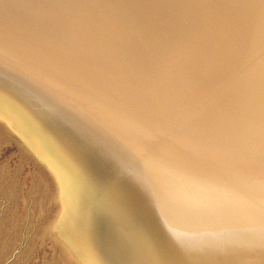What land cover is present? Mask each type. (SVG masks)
I'll list each match as a JSON object with an SVG mask.
<instances>
[{
    "label": "rangeland",
    "instance_id": "rangeland-1",
    "mask_svg": "<svg viewBox=\"0 0 264 264\" xmlns=\"http://www.w3.org/2000/svg\"><path fill=\"white\" fill-rule=\"evenodd\" d=\"M107 1L108 0H105V1L104 0H91V1L90 0H78V2H77V0H46V1L45 0H0V30H1V28H3V25H5V23H7V21H9L14 26L16 25V27L19 26V29L21 28L20 30L23 32V34H26L24 39L21 40L22 43L27 44V45L29 44L28 47H30V48H34V49L38 48L39 50H41V52L45 51L46 53H48V55H50V56L52 55L51 57L54 56L60 62L64 61L68 64L72 63V66H74V68H76V67H77V69H80V68L83 69L84 68V70L90 71L87 73H84V71H82V74H85L86 76L90 77L89 79H95L96 77H99L98 74H100L103 77L106 76L105 77L106 79L116 82L117 78L115 77V74H112L110 72L111 70L108 71L109 70L108 65H110V63H113V61H116L115 59H118L117 61L121 60L119 62L123 61L122 65H121V73L123 75L122 76H121V74L118 76L116 75L118 78H120V79H118V82H120L123 79L122 81H124L125 84L130 86L131 85L130 79L134 80L137 78V77H135V78L133 77V76H135V74H136L135 72L137 70V69H135L134 65H135V63L138 62L137 58L140 57V54L144 55L143 53L148 49L147 45H148V47H150L154 41H155L154 44L158 43V45H159V46L153 45L152 48L148 49L149 51H150V49H152V51H154L156 48L158 50L160 48V50L164 51V49L166 48L165 51L166 52L168 51L167 56H171L167 59H169V61L172 60V62L174 60L175 61L177 60V65H176V62L172 63V65H174V67L172 69H176V70H173V73L178 74L180 72V74H181L182 73L181 71L185 70L183 68L187 69V67H185V66L188 65V64H186L185 66H182L181 60L183 58H185L186 61L190 60V57H193L195 55V54L193 55L194 51H195L194 53H198L196 50L198 48V46L200 49L204 48V46L207 44V41L209 42L214 37V34H216V33L219 34V33H221V31H224L225 28H228V26L230 25V22H231L230 21L229 25H228L227 23H225L223 21L225 23V25H223V27L224 26L225 27L223 29L221 28L222 30L220 28H216V27H219L221 24H223L222 21H221V24H220V21L218 23H215V24L213 23L215 27H213V26L212 27L214 29L210 28L211 25H213V24H211L210 23L211 21H209V19H208L209 16H207V14L209 15V13L204 14L203 12H201L204 9V7H202V4L200 5V3H199V5L201 7L200 6H199L200 8L197 7L198 5H195L196 3L198 4L197 0L188 1L189 3L186 2L187 0H185V1L183 0L182 3H181L182 0L181 1L176 0V3L173 0H170V1L169 0L168 1L162 0V2H161V0H159L160 2H158V0H155L156 2H158V5H156L157 3L154 0H151V1L144 0L143 4L145 6L142 4L143 0H141V1L135 0L134 4H133L134 0H128V2L130 3V7L128 5V2H126L127 0H125V1L123 0L124 3H126L125 5L128 6L127 7L128 11L126 9L121 11V8L122 9L126 8V6H124V4H122L123 1H122V3H119V2H121L119 0H117V2H116V0H109L108 3H107ZM113 1H115L116 3ZM177 1H178V3H177ZM195 1H197V2H195ZM228 1L230 2V0H227V2ZM233 1L234 0H231L230 4H229V2L227 4L225 3L226 5L223 4L224 6L222 9H224V8L226 9L228 7L226 9V11H227ZM72 2H73V4H72ZM86 2H88V4ZM169 2H171V3L174 2V3L170 4ZM191 2H192V4H191ZM249 2H250L249 3V6H250L249 7V18H248V22L246 25V29L244 30L243 43H242L243 60H242L241 64L243 66V73L239 77V81H238L237 85L231 91H230V81L228 82V80L222 82L223 86L227 85L225 87H223L221 82H219V84L215 85V86H206V87L198 86V88H197V86L195 85V82H186L185 81L186 82L185 83L182 80H181L182 82L177 81V78L173 80L174 82L171 81L172 83L171 82H170V84L168 83V85L166 83H164L163 84L164 86H162L161 83H160V85H157L155 87L153 85H150V86L148 85V87L145 85L147 87V89L151 87L152 89L150 88V91L154 90V94H155V91H157L158 89L161 90V88H159V87H163V88L167 87L166 89L162 88V90H161V91L167 92V99L169 100L168 103H165L163 105L169 111L168 112L169 114L172 113V114H175L176 116H187L185 114L191 113V110H193L195 108V105H196L195 103L198 102L197 93H200L201 91L208 89V87H209L208 90H210V87L216 88L217 86H218L217 88H222L221 91H223L225 89L222 92L224 95L219 96V97H215V99L211 100V102H208L207 105L200 106L199 108H196L194 110V111H196L195 113L189 114L190 115L189 121H191L192 124L199 125L202 128L208 129V130H210V129L213 130L215 128L214 131L217 130V133L223 134V136L225 138L222 137L223 139L221 138V140L225 143L227 142L225 144V147L227 146L228 149L230 148L229 151L228 150H226L224 152L221 151L222 153L217 152V154L220 157L222 156V158H221L222 160H220V158L216 154V152L215 153H211V152L202 153V152H200L201 153L200 155L206 156V154H207L206 157H208V161H213L215 159H217V161L218 160L225 161L226 158L224 159V157H226V155H223V153L225 154V152H230L232 155L235 154V156L238 158L239 156L245 155L244 153L242 154L239 152H247V151L249 152V150L251 149L250 150L251 152L254 150V152L257 151V153H260V152H258V150H261L262 148L264 149L263 146L260 147V145L262 143H264V142H262V141H264V139L262 140L263 135H261L262 133L259 130V128H261L260 124L264 125L263 124L264 114L262 115L261 120L258 122H256L255 120H253V122L251 121L250 116H252L253 111L251 114H249L247 112L249 114V117L244 119V116H246V114H247L246 113L247 110L257 109L258 108L257 104H259V106L261 108L264 106V17H263L264 15L262 16V11H260L258 9V6L261 9L260 0H249ZM136 3L140 6L143 5L142 8L144 9V11ZM148 3H150V5L152 7ZM153 3H155L154 4L155 6L153 5ZM159 3H161V5L163 6V7L161 6L163 11H165L164 7L168 4L167 6L169 9L166 6V9H168V10H166L167 15L169 16L171 14L170 15L171 17H173L172 15H174L175 18L177 16H179L177 18H179L180 20L177 18L175 19L174 17L169 18L170 16L167 17L164 14L165 12L160 11L161 7H160ZM119 4H120V6H119ZM135 4L137 6H135ZM190 4H191V6H193V5L194 6L190 7L189 6ZM234 4H235L234 10L233 9H230L231 11L228 10L229 11L228 14H227V12H224L225 9L224 10L218 9L217 11H223L224 13H226L225 16L227 15L229 17L228 20H230L232 17L238 16L237 15L238 10H239V9H237V8H239V7H237L238 0H235ZM72 5L75 7H73ZM133 5L135 8H133ZM146 5H148V6L146 7ZM90 6H91V8H90ZM177 6H178V9H177ZM183 6H184V8H183ZM100 7H103V8H100ZM148 7L149 8L151 7L150 10L153 8L152 9L153 11L151 10V13L149 12ZM154 7H155V9H154ZM86 8H88V9H86ZM89 8L92 9V10H90L92 13L89 11ZM130 8H131V10H130ZM157 8H158V10L156 11ZM172 8H176V9H174V11H173V10H171ZM195 8H196L197 12L196 11L194 12ZM201 8H202V10H201ZM111 9H113V10H111ZM132 9H133V11H132ZM181 9H182V11H180ZM183 9H185V11H183ZM186 9H187V11H186ZM236 9H237V11H236ZM242 9H244V8H242ZM98 10H100V11H98ZM134 10H138V11H135L136 13H134ZM169 10H171V12ZM58 11H60V12H58ZM131 11L133 13L130 15ZM159 11L161 13H159ZM177 11L180 12L179 14L184 15V16L179 15ZM190 11H191V13L193 12L192 15L189 13ZM198 11H200V13L203 14V15H200L202 17L197 16L199 19L201 18V20H202L201 22L197 17H195L197 14L199 15ZM203 11L208 12V11H206V9ZM243 11H246V10H243ZM27 12H28V15H27ZM137 12L139 14L138 16L136 15ZM146 12L148 14V17L144 16V15H147ZM154 12H156V13L158 12L159 15L156 14L158 19L156 18ZM223 12H221V15L224 16ZM63 13H64V15H63ZM187 13H189L193 17H191ZM217 13H219V12H217ZM231 13H233V15ZM30 14H32V15L30 16V19H29L28 17ZM161 14H162V17H163V14L165 15L164 16L165 20H163L164 17L161 18ZM185 14H186V16L189 15L188 16V18L190 17L189 20L186 19L187 17L185 16ZM194 14H196V15H194ZM150 15H152L153 17ZM218 15H220V14H218ZM130 16H132V19H134L135 21L130 20L131 19ZM133 16H134V18H133ZM154 16H155L156 20H155ZM159 16H160L161 20H160ZM204 16H207V18H204ZM77 17H78V19H77ZM135 17H136V19H135ZM141 17H143L142 18L143 20L145 18V21L147 23L149 21L153 20V23L155 22V24H152L151 22L147 24L145 21H143L141 19ZM150 17L152 20L150 19ZM183 17H185V18H183ZM235 17L231 19V20L234 19L232 21V24L230 25L231 28L234 26V22L236 24ZM4 18H6V19H4ZM27 18L29 21L27 20ZM81 18H83V19H81ZM193 18L195 20H193ZM202 18H204V19H202ZM64 19H66L67 21ZM101 19H102V21H101ZM127 19L130 20L131 22H129ZM170 19H171V21H169ZM190 19L193 20L192 21L193 25H194V21L196 22L197 20H199L198 22H196L197 24L199 23V25L196 27L197 24L195 23L196 25L193 26V28H192V26H190L191 25ZM125 20L127 21V23ZM137 20H138V22H140V21L143 22V23L142 22L139 23L140 25L141 24L144 25V23H146L145 26L148 27L147 28L148 30H145L143 28L145 26H141L143 28L142 29L139 26ZM162 20H163V23H162ZM174 20L175 21L179 20V21L177 23ZM207 20L209 21L208 24H207ZM180 21H182V22H180ZM184 21H186V23H184ZM203 21L206 22L205 23L206 26H204ZM156 22L157 23L159 22L158 25L161 23L160 25L162 27L160 25L158 26L156 24ZM167 22H171V23L168 24ZM31 23H32V25H31ZM183 23H184V26H183ZM35 24H37V25H35ZM72 24H74V25H72ZM167 24L169 26H167ZM185 24L186 25L189 24L187 26H189L190 28L185 27L186 26ZM226 24L228 25L227 27H226ZM63 25H64V27H62ZM66 25H67V27H66ZM130 25H131V27H130ZM154 25H156V26H154ZM165 25L167 27H170V28H172L174 25H176V28L174 26L172 29H170V28L166 29L167 27ZM71 26L73 28H71ZM75 26H76V28H75ZM132 26L134 27V30H132L133 29ZM152 26H154V28L156 27V29H154ZM163 26H164V32L163 33H165V36L167 38H170V39H167L166 37H163L164 40L162 39V36H164V34L161 35L160 30L163 31L162 30ZM181 26H182V28H181ZM201 26L205 28V31L208 30L209 32L207 31V34H209L211 36L207 35L206 32L204 33V31L202 32V29H204V28H202ZM29 27H31V28H29ZM135 27L138 30L137 29L135 30ZM183 27H185V28H183ZM195 27L198 29V32L195 31L196 33L194 32V34H193L192 29L195 30ZM220 27H222V26H220ZM23 28H24V30H23ZM149 28H151L153 30H150ZM157 28L158 29L160 28V30L158 31ZM178 28H179V30H178ZM82 29H84V30H82ZM173 29L175 30L176 34L178 32L180 34L181 30H182V32L180 35L179 34L176 35L174 33ZM185 29H188V30H185ZM190 29L192 31V33H191L192 35L190 34V32H191ZM199 29H201V30H199ZM219 29L221 30L220 32H218ZM167 30H169V31L173 30V32L171 31L173 34H171V32H168ZM176 30H178V31L176 32ZM183 30L185 31L186 34L184 33ZM213 30H215V31H213ZM138 31H141L140 36H139ZM150 31H151V33H150ZM165 31H167V32H165ZM199 31H201V33H204L205 35H207L208 39L209 38H211V39L208 40L204 34H203V36H205L204 37V38H206L205 40L202 37V34H201V36L196 35V34L200 33ZM26 32H28V33H26ZM57 32H59V33L57 34ZM86 32H87V34H86ZM131 32H133V33H131ZM0 33L2 34L3 32L0 31ZM146 33H147V35L149 34V36L151 38L149 36H147ZM158 33H159V35H158ZM4 34H6V33H4ZM7 35H9V34H7ZM12 35L10 34L9 36H6V37L11 36L15 39H18L17 36L14 37V35L13 36ZM152 35H157L158 36L157 40H156V37L152 36ZM160 35H161V37H160ZM174 35H175V39H176V36L182 35L181 36L182 40H179V39H181V37H179V38L177 37L178 38V39H176L177 42L176 41L173 42V38H171V36L174 37ZM220 35H222V33ZM86 36H89V37L91 36V37L89 38ZM133 36H135L136 38H134ZM145 36H146V38H145ZM195 36H196V38H195ZM99 37H101V38H99ZM153 37H155L154 40H153ZM183 37H185V38H183ZM200 37L203 38V42H205V44L202 42V39ZM165 38L167 39V41ZM186 38H187V40L183 41V39H186ZM190 38L192 39V41ZM120 39H122V41ZM149 39H151V41ZM198 39L199 40L201 39L200 41L203 44H200L201 42L198 41ZM29 40H30V42H29ZM136 40H139V42H135ZM140 40L141 41L143 40L145 44L143 43V41L141 42ZM193 40H194V43H193ZM126 41H128V42H126ZM148 41H149V43H148ZM178 41H181V42H178ZM195 41L196 42L198 41L197 44ZM34 42L36 45L34 44ZM91 42H93V43H91ZM169 42L171 45H173L175 47L171 46L169 44ZM175 42L177 45H179L181 43L182 45H179V46H181V48H184L185 51L186 50L187 51L185 52L183 49V52H181V53L177 52L178 50L179 51H182V50H181V48H179V46L177 47L175 44H173ZM190 42H192L193 46ZM66 43H68V44H66ZM137 43H138V45H137ZM167 43L169 45H167ZM123 44H124V46H123ZM142 44L145 46H143ZM184 44H186V45H184ZM72 45H73V47H72ZM96 45H97V47H96ZM104 45H105V47H104ZM141 45L143 47V50H144V48L145 49L147 48V49L143 51L142 48H139V47H141ZM195 45H197V46L195 47ZM118 46H120V47H118ZM130 46H132V47H130ZM185 46L187 48H185ZM154 47H155V49H154ZM189 47H191V49H189ZM6 48L7 47H5L3 45L0 46V59H2V61H0V64H3V60L12 61L14 59H18V61L21 63V65H19L21 67H18L21 70L20 72H23V74H25L24 76L26 78H28L29 80L32 79L28 75L29 74L31 75V73H33L32 70H34V66L32 65V62H34V61L29 60V58H27V57L24 58V54L20 50H17V49L10 47V49L9 48H7V49L9 51L10 50L11 51L6 52L7 51ZM64 48H66V49H64ZM75 48H76V51H75ZM94 48H95V50H94ZM133 48H135V49H133ZM2 49H4V50H2ZM116 49H118V51ZM188 49H189V51H188ZM158 50L154 51V52L159 53L160 50L159 51ZM134 51H137L136 52L137 55L134 53ZM165 51H164V53H165ZM169 52H170V54H169ZM184 52H185V54H184ZM190 52H191L192 56L191 55L189 56ZM113 53L117 54L118 56H115V54H113ZM172 53L177 55V57L176 58H175V56L172 57V55H173ZM13 55H15V56H13ZM22 56H23V58H20ZM205 56H206V54L203 55L202 58H205ZM147 57L148 56L145 53L144 58H145L146 62L142 63L143 67L144 66L148 67L150 65L149 64L150 62H148L149 58H147ZM181 57H182V59H181ZM194 57L191 58L192 61L188 62L189 64H191L193 62ZM65 58H67V59H65ZM178 58H179V61H178ZM75 59H77V60H75ZM98 59H101V60H98ZM133 59L135 60V62ZM185 59H183L182 62H185ZM96 60H97L98 64H95ZM102 60H103V63L101 62ZM132 61L134 62V64H131V63H133ZM73 62H74V64H73ZM125 62H127V64L129 62L130 63L128 65H126ZM179 62H180V65L178 64ZM99 63H101L103 66H101V64L99 65ZM90 65L92 68H90ZM95 65L97 67H95ZM155 66L156 65L153 66L154 68L152 67L151 71H150L151 68L148 70L149 72H153V73H151L150 76H152V74L155 73L153 75V77L154 76L158 77L159 74H160L159 75V77H160L161 76V70L160 69L162 67L160 66L159 67L160 69H159V68H157L158 66H156V68L158 70H160L159 73L156 74V72H158V70L155 68ZM188 66H190V65H188ZM177 67H178V69H177ZM179 67L181 69H179ZM21 68H23V69H21ZM125 68L127 69V71H125L126 70ZM96 69L98 72L96 71ZM155 69H156V71H155ZM178 70H179V72H175ZM104 72L107 73V75ZM109 72H110V74H108ZM45 73H46V71H44L43 77H40V78L45 82V85H46V83H48V85H50V87L49 86L46 87L47 86L46 85L45 86L46 89H49L52 92L54 91L56 94L58 93V96L62 98V101L63 100L66 101L68 99L73 100L75 102L76 106L80 107L81 109L84 108L83 110L86 111V116H88L93 121L98 120L100 122V124H101L100 128H102L103 131L108 130L107 131V133H109L108 135H110V136L112 135V137L115 138L117 142H119L120 144H124L125 146H127V148L132 149V151H133V147L136 145H138V147H140V149L142 151L144 149H147L149 151L150 149H154V147L158 146V144L160 143L159 145H161V146L157 147L158 150L156 149L158 152H150L149 153L151 160L153 157L154 158L158 157V155H165L166 157L169 158V160L173 161L172 163H175L174 160H180V161L183 160L184 163L185 162L186 163H192L197 158V157H195V155L199 154V152L198 153L196 152L195 154H194V152L193 153L192 152H184L182 150V148H180L181 145H179V144L181 142L180 143H178V141L175 142L176 137L173 135L176 133V131H173L172 128L169 127V129H168V127L165 126L166 129L164 131L162 130L160 132V129H163L165 127H162L161 125L159 127L156 123L154 125L150 124L151 122H147L148 120L145 117H144L145 119L143 118L144 120H142L143 116L140 113L139 114L136 112L134 113V112H132L131 109H130L131 111L128 109L129 111H127V113H125L127 110L126 107H122V110H120L121 107H119V106L117 107L115 102L113 103V105L116 106L117 108L114 107L113 105H111L113 102L112 100L109 99V101H108V98L104 99L105 96L97 95L98 94L97 92H96L97 94L95 95V94H93L92 90L90 92V89H88L84 86L87 89V90H85V92H87V93H85L83 90V85H84L83 82H82V84H80V87H78L77 84H79V83H77V84L75 82H73L72 84H71V82L66 83V82H64L65 80H63V79L61 81V77H53L52 78L50 75H47ZM137 73H138V71H137ZM129 74L131 76H129ZM111 75H114L115 79H113V76L111 77ZM121 77H123V78L121 79ZM177 77H178V75H177ZM139 80L140 79H136V82H134V85L136 84L139 86V84H140V88L142 87L140 90H143L144 85H142V83L139 82ZM126 81H128V82L126 83ZM176 81H177V83H176ZM109 83H112V82H109ZM120 83H123V82H120ZM173 83L175 84V87L173 86L174 85ZM180 84L182 85V87ZM81 85H82V87H81ZM76 86H77V88H76ZM168 86L170 88L169 92H168ZM176 86H180L181 88L185 87V89L184 88L181 89L180 87H177L179 89V92H178V89L176 88ZM157 87H158V89H157ZM187 87H188V89L186 90ZM189 87H192V88H189ZM80 88L82 91L79 90ZM228 88H229V91L227 92ZM68 91H70V92H68ZM136 91H137V89L135 90V92ZM83 92H84V94H82ZM88 92H90V94ZM135 92H130V93L135 95ZM88 94L91 95V97L94 96L93 100ZM136 95H138V94L136 93ZM158 95H161V94H158ZM87 96H88V98H86ZM147 96H148L147 98H154L153 96H150V95H147ZM89 98L92 101L89 100ZM95 99H96V101H98V103L95 102ZM87 100H88V102H87ZM101 101H103V103ZM110 102H111V104H108ZM173 103H175V105H173ZM62 104L65 105L64 102H62ZM91 104H93V105H91ZM102 104L103 105L106 104V105L103 106ZM246 104H249V106ZM101 105H102V107H101ZM245 105H246V107H245ZM97 106L98 107L100 106L99 107L100 113H98V107ZM106 106H108V107L110 106L111 109L108 107L106 108ZM240 106H241V108H240ZM23 107H25L24 102L22 103V101L20 99L19 100H16V99L12 100L10 97L9 91H4V90L1 91L0 90V264H111L112 261L110 260V258L107 256H102V254L99 252L98 248L102 247V245L97 240V238L94 237V234H93L94 217H93V215L91 216V209L93 207L94 202L92 201L93 203H91V202L86 201L85 200L86 196H83V193L85 191H87L85 186L87 188H89V187H91L90 185L93 186V184H88L87 182H85L86 175L80 173L78 164L75 165V163H74L75 162L73 159L74 156H72L70 154L61 155L58 152L54 151L52 143H49V140H48L50 137V134L47 132V130L42 128L41 125L38 123L37 119L34 118L33 115H31L32 114L30 112L31 109L28 108V110H26ZM104 107H105V109H104ZM112 107L114 110H112ZM124 108H126L125 111L123 110ZM191 108H193V109H191ZM106 109H109V111L112 112V115H111V113L109 114V111ZM117 109H118V111L119 110L120 111L117 112ZM123 111L125 114L122 113ZM113 112L116 115L113 114ZM129 112H131V114H129ZM181 112L183 113V115L180 114ZM105 114L108 117L107 116L105 117L104 116ZM113 115H115V116H113ZM117 115L118 116L120 115V117L122 116V118L118 117ZM138 115L141 117H139ZM84 116H85V114H84ZM111 117H113V118H111ZM229 117L234 118V121L231 120ZM107 118H109V119H107ZM103 119H105V120H103ZM113 119H114V121H113ZM138 119H139V121H138ZM133 120L136 122H134ZM229 120H230V122L231 121L236 122V123L238 122V125L242 126V127H240L241 130H243L244 128H246L248 126L249 127L252 126L250 124H254L255 125L254 127H256V130H258V131H256L254 129V131H251V132H253L252 134H251V132L249 133L253 137V140L251 138V140H249V141L248 140H246V142L243 141V143H245V144L241 143L242 140L239 138L240 133L236 134V136H235L234 132H232L233 126L231 125V123H229ZM108 121H110V122H108ZM144 121H146V122H144ZM142 122L145 124V127H144V124ZM227 122H228V124H227ZM260 122H262V123H260ZM139 124H142V125H139ZM146 124H149L150 126L151 125L152 126L150 127V126H147ZM156 126L159 128H157ZM227 127H229V128H227ZM116 128H118V129H116ZM147 128H149V129H147ZM218 129H220V130H218ZM130 130H131V132H130ZM226 130H227L228 135L226 134ZM143 131H145V132H143ZM169 131L171 133L173 131V134H171ZM137 132H139L140 134H138ZM151 132H153V134H150ZM133 133H134V135H133ZM142 133H144V134H142ZM146 133H147V135H146ZM162 133H164V134H162ZM208 133L209 132L207 131V135H208ZM165 134L166 135L170 134V135L165 136ZM232 134H233V136H231ZM205 135H206V131H205ZM215 136H217V135H215ZM148 137H150V139ZM259 137L261 138L262 141L258 140ZM147 138H148L149 142H148ZM171 138H172V141H170ZM99 139H101V137H99ZM168 139H170L169 141L171 143L172 142L173 143L171 144L169 142L167 145L162 144V143L168 141ZM141 140H144V142H142ZM218 140H220V137ZM232 141H233V143H232ZM258 141L261 144H259ZM236 142H237V144L238 143L239 144L241 143V144L237 145ZM251 142L252 143L254 142V145ZM256 142L258 143V145ZM170 145H171V147H170ZM242 145H243L242 150L243 149L244 150L240 151L241 149H239V148H241ZM246 145H248V146H246ZM174 146H176V147H174ZM234 146L236 147L235 149H234ZM250 147H252V148H250ZM103 149H104V151H103L104 155L106 154L107 157H109V155H110V157L113 158V153L110 150L107 152L108 149L105 146ZM255 149H256V151H255ZM232 150L234 151V153L232 152ZM235 150L237 151V153ZM210 153H211V155H210ZM213 154H215V155H213ZM226 154H227V156L231 155L229 153H226ZM251 154H253V152ZM229 156L227 157V159H229V158H230V160L233 159V156L232 157L231 156L229 157ZM209 157H211V158H209ZM244 157H246V156H244ZM252 157L255 158V155L253 154ZM237 158H235L236 161H237ZM241 158H243V157H241ZM124 159H122L124 167L128 168V170L131 171V172H127L128 170L127 171L125 170L124 173H126V174L128 173V175H130L129 173H132V171L137 170L140 173H144L147 177L146 179H143L140 181L136 179V182L138 184V190L136 188L135 191L138 194V199H137V202H135L134 200H132V201H133V204L136 207V209L140 213H142L143 216H144V214H145V216H147L146 219L148 220V222H147L148 226L150 223L153 227V225H155L154 222H156V221H157V224L159 225L158 230L161 231V234H159L158 232H157V234L155 233V235H156L155 237H156V239H158L159 247H156V245L153 243V240H155V238H153V235H152L153 232L149 231V234L151 235L150 236L151 237V242H150L151 248H154V250H155V248L158 249V250H156V252L154 251L150 255V258L153 259V257H156L157 258L156 262L159 261V259H163V257H165V256L168 259L169 256L167 257V253L169 252V255L171 254L170 255L171 256V263L170 264H173L174 261H179V264H180L181 263V255L180 254H182L183 252H178L176 250H173L172 247L173 246L175 247L176 244H179L180 241H184L187 243L188 240H184L183 235L188 234L190 232H195L196 235H198L201 232H203L202 230L204 228L214 226L215 218H212V220L205 222V223H210L211 225L204 227L203 223L201 222V223H197L196 226L194 227L193 225H190V224L180 223L179 229L181 231H173V227H170L167 224V220L171 219L170 216L174 215V213L171 214V210H172L171 205L173 202L174 203L177 202L185 194L192 196L190 198L194 200L195 206L197 207V210H199V211L201 210L203 215L207 219H211V217L208 215V213L212 214L213 211L218 213L219 216L222 213H231L232 212L235 215V218L239 219L238 222L240 221V223H241L240 225H243V227H250L246 224L247 221H245L244 218L249 217L251 213H252V215L256 214L255 211H256V208L258 206H256V205L250 206L249 203H247V200H245L243 198L244 196L240 197V196H237V194H235L233 196V199H231L230 201H226L225 199L224 200L222 199V202H220V200L219 201L216 200V197L209 195V194H205V193L195 194L193 192L190 193L189 189L190 188L194 189L193 185L189 189L185 190V188L173 186V184L171 182L172 174H174V175L175 174H181L182 171L180 169H173L170 167L171 165L164 166L165 165L164 162H161V163L155 162L154 163L153 160L148 161L147 157H144L143 159H141L142 163L139 162L138 158H134L131 155H128ZM197 159L202 160L199 158H197ZM244 160H248V158L246 157ZM236 161H235V163L238 164V161L237 162ZM144 162H147V163L144 164ZM259 162H260V159H259ZM261 162H262V158H261ZM243 167H245V165ZM242 168L241 167L239 168V166H238L239 170H241ZM260 172L261 171H259L257 174H254L251 177V180L253 181V183H256V181L258 182L260 180H261V182H263L262 179H264V176H263L264 172H261V173ZM182 173L185 174L184 172H182ZM147 174L150 175V178L147 176ZM122 175H124V174L117 173V172L113 171V173H110V176H111L110 179L113 183H117V184H119V182L122 181L123 187H121V188L117 187L116 190L118 193L120 192L119 194H121L123 197L130 199L131 197H130V193L128 190L127 191H124V190L121 191V189H124L126 187L128 188L129 184H130V182H129V184L126 182L127 186L125 185V181L122 180ZM259 175H261V176H259ZM152 177H153V179H152ZM119 194H117L116 197L114 196L116 199V200L114 199L115 200L114 202L116 204H118V207L120 206L119 196H118ZM225 223H226V221H225ZM128 224H127V226H130V223H128ZM251 227L258 229V230L260 228V226H258L256 223H253V225ZM174 229L179 230L177 228V226H175ZM135 232H137V231H135ZM180 232H182L183 234ZM141 236H142V234L139 233L138 237H141ZM142 243H144V242H142ZM141 251H143V250L140 248V253H141ZM140 253H139V255L142 254V253L141 254ZM142 263L143 262H140V259L139 258L137 259L136 257H133V260H130L128 262V264H142ZM144 263L148 264L146 262H144Z\"/></svg>",
    "mask_w": 264,
    "mask_h": 264
},
{
    "label": "bare ground",
    "instance_id": "bare-ground-1",
    "mask_svg": "<svg viewBox=\"0 0 264 264\" xmlns=\"http://www.w3.org/2000/svg\"><path fill=\"white\" fill-rule=\"evenodd\" d=\"M46 1V0H45ZM91 1V0H90ZM105 1V0H104ZM109 1V0H108ZM108 1H107V3H108ZM119 1H121V2H119ZM118 2L119 3H122V1L123 0H119ZM125 1V0H124ZM124 1H123V3L122 4H124V6H126V8H121V11L122 10H124V9H126L127 11H128V9H127V5H125L126 3H124ZM136 1H141V0H136ZM149 1H151V0H149ZM148 1V2H149ZM155 1V0H154ZM153 1V2H154ZM165 1H168V0H165ZM170 1V0H169ZM175 3H176V0H173ZM181 1V0H180ZM185 1V0H184ZM188 1H191V0H187L186 2H188ZM194 1V0H193ZM192 1V2H193ZM198 1V4L196 3L195 5H198L197 7H199L201 4H202V7H204V9L203 10H205L206 9V11H208V12H205V11H203L202 10V8H201V12H203L204 14H206V13H209V15L207 14V16H209L208 17V19H209V21H211L210 23L211 24H215V23H218L219 21H220V24H221V21L223 22H225V23H227L228 25H229V22H230V25L232 24V21L234 20H231L232 18H234V17H230L231 19L230 20H228L229 19V17L227 18L226 16H225V14L226 13H224V12H227V14H228V10H230V9H233L234 10V3H235V0L231 3V5H230V7H229V9L226 11V9L228 8H224V9H222L223 8V6L224 5H226L228 2H227V0H197ZM197 1H195V2H197ZM263 1V0H262ZM261 0H260V5H261V9H260V7L258 6V9L260 10V11H262V16L264 15V1L262 2ZM74 2V1H73ZM73 2H72V4H73ZM77 2H78V0H77ZM76 2V3H77ZM80 2V1H79ZM83 2V1H82ZM100 2V1H99ZM113 2H115V1H113ZM116 2H117V0H116ZM115 2V3H116ZM126 2H128V0L126 1ZM134 2H135V0L133 1V4H134ZM156 2V1H155ZM158 2H160L159 0H158ZM158 2H156L157 4L156 5H158ZM161 2H162V0H161ZM173 2V3H174ZM183 2V0L181 1V3ZM192 2H191V4H192ZM230 2H231V0H230ZM230 2H229V4H230ZM67 3V2H66ZM75 3V2H74ZM87 4H88V2H86ZM138 3V2H137ZM136 3V4H137ZM141 3V2H140ZM144 3V0H143V2H142V4ZM151 3V2H150ZM150 3H148L149 5H150ZM168 3V2H167ZM170 4H173V3H171V2H169ZM177 3H178V1H177ZM180 3V4H181ZM189 3V2H188ZM194 3V2H193ZM199 3H200V5H199ZM226 3V4H225ZM237 3V2H236ZM249 0H238V4H237V7H239V8H237V9H239L238 10V13H237V17H235V21H236V24H235V22H234V26L231 28L230 27V25L228 26L227 24H226V27L228 26V28H225L224 29V31H221L224 27H223V25H225V23L223 22V24H219L220 26H222V27H216V28H222L221 30L219 29V31L218 32H220L221 31V33H222V35H220L221 33H219V34H214V37L211 39V38H209V39H211L209 42L207 41V44L204 46V48H199V46H198V48L196 49L197 50V52L198 53H194L193 52V55L195 56H193L194 57V59H193V62L191 63V64H189L188 62H190V61H192L191 60V58H193V57H190V60H187L186 61V59L185 58H183V59H185V62H182L183 61V59H182V57H181V63H182V66H185L186 64H188V65H190V66H185V67H187V69L186 68H183L182 66V68L183 69H185V70H182L181 72V74H180V72H179V70L178 71H175V72H179L178 74L177 73H173V70H176V69H172L173 67H174V65H172V63L173 62H176V65H177V60L175 61H173L172 62V60L171 61H169V59H167V58H169V57H171V56H167V52L165 51L166 50V48L164 49V51H165V53H164V51L163 50H160V48H159V53L158 52H154V51H157L156 49H155V47H154V51H152V49H150V51L148 50L149 48H152L153 47V45H158V43L157 44H154L155 43V41L153 42V44L150 46V47H148V45H147V50L144 48V50H146L143 54L144 55H141L140 54V59L139 58H137L138 60V62L137 63H135V69H137L136 70V74H135V76H133L134 78L135 77H137L136 79H140L139 80V82H141L142 83V85H144L143 87V90H140L141 88H140V84H139V86L138 85H134V82H136V79H130L131 81H130V83H131V85L130 86H128L127 84H125L124 83V81H122L123 79V77H121V81L120 82H123V83H120V82H118V79H120V78H118L117 76L118 75H120L121 74V76L123 75L122 73H121V65H122V63H123V61L122 62H119V61H121V60H119V61H117L118 59H115L116 61H113V63H110V65H108L109 66V70L108 71H110L112 74H115V77L117 78V80H116V82H114V81H111V80H108V79H106L105 77L106 76H101L100 74H98V76L99 77H96L95 79H89L90 77H88V76H86L85 74H82V71H84V73H87V72H90V71H86V70H84V68L83 69H77V67L76 68H74V66H72V63H70V64H68V63H66V62H64V61H59L58 59H56L54 56L53 57H51L50 55H48V53H46L45 51H42L41 52V50H39L38 48H36V49H34V48H30V47H28L29 46V44L27 45V44H24V43H22V39H24V37H25V35L26 34H23V32L19 29V26L18 27H16V25L14 26V25H12L9 21H7V23H5V25H3V28H1V32H3L1 35H0V46L1 45H3V46H5V47H7V48H9L10 49V47H12V48H14V49H17V50H20L23 54H24V58L25 57H27V58H29V60H31V61H34V62H32V65L34 66V70H32L33 71V73H31V75L29 74L28 76L30 77V78H32V79H28V78H26L24 75L25 74H23V72H20L21 70L18 68V67H21V66H19V65H21V63L18 61V59H14V60H12V61H7V60H3V64H0V90L1 91H9L10 92V97H11V99L12 100H21L22 101V103L24 102V105L25 106H27V107H29L31 110V112H34L35 114H36V116L38 117H43V116H46L49 120H50V122L51 123H53V124H55V127L57 126L58 128H60L62 131H63V133L69 138V139H71V140H73V141H76V143H78V144H81L82 145V148H84V149H86V150H88V152H92L93 154H94V158L95 159H97V161L101 164V166H102V170H106V171H109L108 173L110 174V173H113V171H115V172H117V173H122V174H124V175H122V180L123 181H125V185H126V182L129 184V182H130V184H129V187L127 188H124V189H121V191L122 190H124V191H129V193H130V197L132 198H134V201L135 202H137V199H138V194H137V192L135 191L136 190V188H137V190H138V184H137V182H136V179L137 180H143V179H146L147 177H146V175L144 174V173H140L139 171H132V173H129L130 175H128V173L126 174V173H124V171L126 170H128V168H126V167H124V165H123V161H122V159H124V158H126L128 155H131V156H133L134 158H138V160H139V162H141L142 163V160L141 159H143L144 157H147L148 158V161L149 160H151V158H150V155H149V153L150 152H158L157 150V147H159V146H161V145H159L158 144V146H155L154 147V149H150L149 151L147 150V149H144L143 151L140 149V147H138V145H136V146H134L133 147V151H132V149H129V148H127V146H125L124 144H120L119 142H117L116 141V139L115 138H113L112 137V135L110 136V135H108L109 133H107V131L108 130H102V128H100L101 126V124H100V122L98 121V120H92V119H90L88 116H86V111H84L83 109H81L80 107H78V106H76L75 105V102L73 101V100H71V99H68V100H63L62 101V98L61 97H59L58 96V93L56 94L54 91L52 92L51 90H49V89H46V87H50V85H48V83H46V85H45V82L40 78V77H43V75H44V71H46V73L45 74H47V75H50L52 78L53 77H61V81H62V79L63 80H65L64 82H66V83H68V82H71V84L73 83V82H75L76 84L77 83H79V84H77L78 85V87H80V84H82V82H83V90H84V92H85V90H87L86 88H88V89H90V92H91V90L93 91V94H97V95H102V96H105V98L104 99H106V98H108V101H109V99L110 100H112L113 102H112V104H111V102L110 103H108V104H111V105H113V103L115 102V104H116V106L118 107H121V109L120 110H122V107H126L127 108V110H126V108H124L123 110L125 111L126 110V112L125 113H127V111H129L130 109L132 110V112H136V113H140L143 117H142V120H144L145 118L148 120L147 122H151L150 124H157L159 127H160V125L162 126V127H165V126H167L168 127V129H169V127L170 128H172V130L173 131H176V133L173 135V136H175L176 137V139H175V142L176 141H178V143H180L179 145H181V147L180 148H182V150L184 151V152H194V154L197 152H199V154H196L195 155V157H197V158H199V159H202V160H198L197 158L195 159V161H193L192 163H184V161L183 160H174V162L175 163H172L173 161H171V160H169V158L168 157H166L165 155H158V157H156V158H152V160H153V162L155 163V162H157V163H161V162H164L165 163V165L164 166H166V165H171L170 167L171 168H173V169H180L182 172H184L185 174H183L182 172H181V174H172V178H171V182H172V184H173V186H175V187H182V188H185V190L186 189H189L192 185H193V187H194V189H189V191H190V193L191 192H193V193H195V194H202V193H205V194H209V195H212V196H214V197H216V200L217 201H219L220 200V202H222V199L224 200H226V201H230L231 199H233V196L235 195V194H237V196H244L243 198L245 199V200H247V203H249V205L250 206H258L257 208H256V214H254V215H252V213L250 214V216L249 217H245L244 218V220L245 221H247L246 222V224L248 225V226H250V227H245V231L247 232V234H246V236H247V240H246V242H245V244H244V247H241V248H238V246L240 245V244H237V245H235L238 241H237V239H236V237H233L232 239H231V244H232V246L230 247V251H232V258H231V264H264V179H262L263 180V182H261V180L260 181H256V183H253V181L251 180V177L254 175V174H257L259 171H261V172H264V149L262 148L261 150H258V152H260V153H257V151H256V149H255V151L256 152H254V150L252 151L253 152V154L255 155V158L254 157H252V155L253 154H251L252 152L250 151L251 149L250 148H252V147H250L248 150H249V152L247 151V152H239V153H244L245 155H242V156H239L238 154V158L235 156V154L234 155H232L230 152H225V154L223 153V155H226V157H224V159L226 158V160L225 161H220V160H222L221 158H222V156L220 157L218 154H217V152L218 153H220L221 151L222 152H224V151H226V150H230V148L228 149L227 148V146L225 147V144L227 143H225V142H223L222 140H221V138L222 137H224L223 136V134H219V133H217V130H215L214 131V129L213 130H208V129H204V128H202L201 126H199V125H196V124H192L191 123V121H189V114H192V113H195L196 111H194L196 108H199L200 106H205V105H207V103L208 102H211V100H214L215 99V97H219V96H222V95H224L222 92L225 90L224 88V90L223 91H221V89L222 88H215V87H213V88H211L210 87V90H208L209 89V87H208V89H206V90H203V91H201L200 93H197V95H198V102L197 103H195L196 105H195V108L193 109V108H191V109H193V110H191V113H187V114H185V115H187V116H176L175 114H169L168 112V110L166 109V107L163 105V104H165V103H168V99H167V92H164V91H161L162 90V88L163 87H159V88H161V90H159L158 89V87H157V91H155V94H154V90L152 91H150V88H148L147 89V87H148V85L150 86V85H153L154 87L155 86H157V85H160V83L162 84V86H164L163 84L164 83H166L167 85H168V83L170 84V82L171 81H173L174 79H176L177 78V81H186V82H195V85L197 86V88H198V86H204V87H206V86H215V85H218L219 84V82H221V84H222V82H224V81H227L228 80V82L230 81V91L237 85V83H238V81H239V77L242 75V73H243V66H242V64H241V62H242V60H243V49H242V43H243V35H244V30L246 29V25H247V22H248V18H249ZM262 3V4H261ZM6 4V3H5ZM48 4V3H47ZM51 4V3H50ZM86 4V5H87ZM114 4V3H113ZM135 4V6H137ZM155 3H153V5H154ZM163 4V3H162ZM185 4V3H184ZM191 4L189 5L190 7H193V6H191ZM224 4V5H223ZM16 5V4H15ZM56 5V4H55ZM75 5V4H74ZM95 5V4H94ZM128 5H129V7H130V3L128 2ZM144 5V4H143ZM143 5H138V6H140V8L144 11V9L142 8V6ZM159 5H160V7L162 6L161 5V3H159ZM166 5V4H165ZM168 5V4H167ZM166 5V6H167ZM73 6V5H72ZM88 6V5H87ZM110 6V5H109ZM118 6V5H117ZM119 6H120V4H119ZM122 6V5H121ZM132 6V5H131ZM145 6V5H144ZM148 5H146V7H147ZM151 6V5H150ZM155 6V5H154ZM166 6L164 7V9H165V11H163L162 10V7L160 8L161 10L160 11H162V12H165L164 14L167 16V17H169L168 15H167V13H166V10H168L169 8H168V6H167V8L168 9H166ZM173 6V5H172ZM175 6V5H174ZM233 6V7H232ZM73 7H75V6H73ZM89 7V6H88ZM113 7V6H112ZM152 7V6H151ZM150 7V8H151ZM159 7V6H158ZM201 7V6H200ZM199 7V8H200ZM226 7V6H225ZM232 7V8H231ZM48 8V7H47ZM64 8V7H63ZM90 8H91V6H90ZM89 8V11L90 10H92V9H90ZM100 8H103V7H100ZM106 8V7H105ZM110 8V7H109ZM133 8H135L134 7V5H133ZM137 8V7H136ZM149 8V7H148ZM150 8H149V12L151 13V10L153 9H151L150 10ZM183 8H184V6H183ZM186 8V7H185ZM242 8H244V9H242ZM61 9V8H60ZM86 9H88V8H86ZM114 9V8H113ZM113 9H111V10H113ZM120 9V8H119ZM138 9V8H137ZM146 9V8H145ZM154 9H155V7H154ZM174 9H176V8H172L171 10H173L174 11ZM177 9H178V6H177ZM189 9V8H188ZM192 9V8H191ZM208 9V10H207ZM218 9H221V10H224V12L223 11H217ZM237 9H236V11H237ZM31 10V9H30ZM125 10V11H126ZM130 10H131V8H130ZM158 10V8L156 9V11ZM171 10H169L170 12H171ZM193 10V9H192ZM198 10V9H197ZM243 10H246V11H243ZM22 11V10H21ZM98 11H100V10H98ZM102 11V10H101ZM109 11V10H108ZM107 11V12H108ZM126 11V12H127ZM132 11H133V9H132ZM130 12V15L133 13V12ZM135 11H138V10H134V13H136ZM153 11V10H152ZM159 11V13H161ZM179 11V10H178ZM177 11V12H178ZM180 11H182V9L180 10ZM183 11H185V9H183ZM186 11H187V9H186ZM196 11V8L194 9V12ZM231 11V10H230ZM58 12H60V11H58ZM69 12V11H68ZM67 12V13H68ZM91 12V11H90ZM89 12V13H90ZM113 12V11H112ZM111 12V13H112ZM140 12V11H139ZM148 12V11H147ZM147 12H146V14H147ZM176 12V11H175ZM197 12V11H196ZM217 12H219V13H217ZM221 12H223L224 13V16L223 15H221ZM233 12V11H232ZM92 13V12H91ZM149 13V14H150ZM155 13V16H156V14H158V12L156 13V12H154ZM180 12H178V14H179ZM191 15H192V13H191V11L189 12ZM189 13H187V14H189ZM198 13H199V15L197 14H194V15H196L195 17H197V16H200V15H203V14H201L200 13V11H198ZM23 14V13H22ZM75 14V13H74ZM118 14V13H117ZM128 14V13H127ZM153 14V13H152ZM163 14V17L165 16ZM174 14V13H173ZM189 14V15H190ZM218 14H220V15H218ZM232 15H233V13H231ZM27 15H28V12H27ZM32 14H30L29 15V19H30V16H31ZM63 15H64V13H63ZM82 15V14H81ZM105 15V14H104ZM111 15V14H110ZM120 15V14H119ZM124 15V14H123ZM122 15V16H123ZM137 16L139 15L138 14V12H137V14H136ZM154 15V14H153ZM159 15V14H158ZM177 15V14H176ZM179 15H181V14H179ZM189 15H187L186 16V14H185V16L187 17L186 19H188L189 20V18H188V16ZM190 15V16H191ZM12 16V15H11ZM56 16V15H55ZM59 16V15H58ZM112 16V15H111ZM117 16V15H116ZM115 16V17H116ZM126 16V15H125ZM136 16V17H137ZM142 16V15H141ZM144 16H146V17H148V14L147 15H144ZM150 16H152V15H150ZM155 16H154V18H155ZM173 17H174V15H172ZM181 16H184V15H181ZM207 16H204V18H207ZM76 17V16H75ZM136 17H135V19H136ZM153 17V16H152ZM162 17V14H161V18H163ZM173 17H169V18H173ZM177 17H179V16H177ZM176 17V18H177ZM191 17H193V16H191ZM200 17H202V16H200ZM264 17V16H263ZM11 18V17H10ZM28 18H27V20H28ZM96 18V17H95ZM128 18V17H127ZM131 18V19H130ZM130 20H134V19H132V16H130ZM133 18H134V16H133ZM140 18V17H139ZM138 18V19H139ZM143 17H141V19H142ZM156 18H157V16H156ZM156 18H155V20H156ZM159 18H160V16H159ZM161 18H160V20H161ZM175 18V17H174ZM175 18V19H176ZM182 18V17H181ZM183 18H185V17H183ZM198 18V17H197ZM204 18H202V19H204ZM4 19H6V18H4ZM24 19V18H23ZM26 19V18H25ZM77 19H78V17H77ZM81 19H83V18H81ZM98 19V18H97ZM149 19V18H148ZM147 19V20H148ZM150 19H151V17H150ZM158 19V18H157ZM168 19V18H167ZM177 19H179V18H177ZM199 19V18H198ZM64 20H66V19H64ZM87 20V19H86ZM119 20V19H118ZM123 20V19H122ZM128 20V19H127ZM130 20H128L129 22H131ZM143 20V19H142ZM152 20V19H151ZM163 20H165V17L163 18ZM163 20H162V23H163ZM180 20V19H179ZM178 20V21H179ZM184 20V19H183ZM187 20V21H188ZM191 20V19H190ZM193 20H195L194 18H193ZM193 20H191V25L190 26H192V28H193V26H195L197 23L196 22H198L199 20H200V22L202 21L201 20V18L199 19V20H197L196 22L194 21V25H193V23H192V21ZM29 21V20H28ZM27 21V22H28ZM33 21V20H32ZM37 21V20H36ZM67 21V20H66ZM80 21V20H79ZM96 21V20H95ZM101 21H102V19H101ZM108 21V20H107ZM121 21V20H120ZM126 21V20H125ZM135 21V20H134ZM140 21V20H139ZM143 21H145V18H144V20ZM158 21V20H157ZM169 21H171V19L169 20ZM175 21V20H174ZM178 21H175V22H177L178 23ZM209 21L207 20V24L209 23ZM35 22V21H34ZM69 22V21H68ZM71 22V21H70ZM124 22V21H123ZM133 22V21H132ZM137 22H138V20H137ZM142 21H140V22H138V24L139 23H141ZM146 22V21H145ZM152 23V24H155V22L153 23V20L152 21H149L148 23ZM161 22V21H160ZM180 22H182V21H180ZM179 22V23H180ZM204 22V21H203ZM40 23V22H39ZM117 23V22H116ZM125 23V22H124ZM126 23H127V21H126ZM125 23V24H126ZM143 23V22H142ZM147 23V22H146ZM146 23H144V25L143 24H139V26L141 27V26H145L146 25ZM147 23V24H148ZM159 23V22H158ZM158 23L156 22V24L158 25ZM166 23V22H165ZM168 24L169 23H171V22H167ZM173 23V22H172ZM184 23H186V21H184ZM184 23H183V26H184ZM196 23V24H195ZM205 23L206 22H204L203 24H204V26H206L205 25ZM52 24V23H51ZM64 24V23H63ZM106 24V23H105ZM115 24V23H114ZM113 24V25H114ZM130 24V23H129ZM128 24V25H129ZM161 24V23H160ZM159 24V25H160ZM167 24V26H169ZM190 24V23H189ZM189 24H187V25H189ZM201 24V23H200ZM214 24L213 25H211V27L210 28H212V29H214L213 27H215L214 26ZM31 25H32V23H31ZM35 25H37V24H35ZM39 25V24H38ZM47 25V24H46ZM72 25H74V24H72ZM77 25V24H76ZM109 25V24H108ZM116 25V24H115ZM123 25V24H122ZM133 25V24H132ZM151 25V24H150ZM158 25V26H159ZM163 25V24H162ZM171 25V24H170ZM173 25V24H172ZM177 25V24H176ZM176 25H174L175 26V28H176ZM186 25V24H185ZM185 26V27H189V26ZM199 25V23L196 25V27ZM202 25V24H201ZM218 25V24H217ZM2 26V25H1ZM94 26V25H93ZM103 26V25H102ZM138 26V27H139ZM154 26H156V25H154ZM154 26H152L153 28H154ZM161 26V25H160ZM166 26V25H165ZM166 26V27H167ZM173 26V27H174ZM180 26V25H179ZM210 26V25H209ZM213 26V27H212ZM32 27V26H31ZM31 27H29V28H31ZM62 27H64V25L62 26ZM66 27H67V25H66ZM97 27V26H96ZM130 27H131V25H130ZM129 27V28H130ZM133 27V26H132ZM146 27V26H145ZM143 27L145 30H148L147 28L148 27ZM162 27V26H161ZM160 27V28H161ZM172 27V28H173ZM185 27H183V28H185ZM195 27V30L194 29H192L193 30V34H194V32L195 31H197L198 32V29ZM202 27V26H201ZM71 28H73L72 26H71ZM75 28H76V26H75ZM93 28V27H92ZM142 28V27H141ZM142 28V29H143ZM160 28L158 29V31L160 30ZM168 28H170V27H167L166 29H168ZM172 28H170V29H172ZM181 28H182V26H181ZM190 28V27H189ZM202 28H204V27H202ZM201 28V29H202ZM209 28V27H208ZM49 29V28H48ZM58 29V28H57ZM64 29V28H63ZM126 29V28H125ZM137 28L135 27V30H136ZM140 29V28H139ZM150 30H153V29H151V28H149ZM154 29H156V27L154 28ZM162 29V28H161ZM197 29V30H196ZM201 29H199V30H201ZM207 29V28H206ZM23 30H24V28H23ZM82 30H84V29H82ZM86 30V29H85ZM97 30V29H96ZM128 30V29H127ZM132 30H134V27H133V29ZM138 30V29H137ZM141 30V29H140ZM163 31H161L160 30V33H161V35H163L164 34V36H162V39L164 40V38L163 37H166L165 36V33H163L164 32V26H163V29H162ZM174 30V29H173ZM173 30H171L172 32H173ZM178 30H179V28H178ZM178 30H176V32L178 31ZM185 30H188V29H185ZM217 30V29H216ZM51 31V30H50ZM71 31V30H70ZM88 31V30H87ZM157 31V32H158ZM168 32H171V31H169V30H167ZM167 31H165V32H167ZM184 31V30H183ZM190 31H191V29H190ZM189 31V32H190ZM204 31V33L206 32V34H207V31L208 30H206L205 31V28L204 29H202V32ZM211 31V30H210ZM213 31H215V30H213ZM32 32V31H31ZM53 32V31H52ZM69 32V31H68ZM95 32V31H94ZM120 32V31H119ZM139 32V36H140V32L141 31H138ZM144 32V31H143ZM142 32V33H143ZM148 32V31H147ZM154 32V31H153ZM171 32V34H173ZM181 32H182V30H181ZM181 32H180V34H181ZM200 33H198V34H196V35H200L201 36V34H202V37L204 38L205 36L207 37V35H209V34H207V35H205L204 33H201V31H199ZM209 32V31H208ZM4 33H6V34H4ZM26 33H28V32H26ZM59 32H57V34H58ZM65 33V32H64ZM63 33V34H64ZM123 33V32H122ZM131 33H133V32H131ZM135 33V32H134ZM150 33H151V31H150ZM155 33V32H154ZM174 33H175V30H174ZM184 33H185V31H184ZM188 33V32H187ZM192 33V31L190 32V34ZM196 33V32H195ZM7 34H13L14 35V37H16L17 36V38L18 39H15V38H13V37H6V36H9V35H7ZM52 34V33H51ZM67 34V33H66ZM72 34V33H71ZM86 34H87V32H86ZM110 34V33H109ZM116 34V33H115ZM144 34V33H143ZM153 34V33H152ZM167 34V33H166ZM176 34V33H175ZM177 34H179V32L177 33ZM176 34V35H177ZM179 34V35H180ZM186 34V33H185ZM184 34V35H185ZM203 34L205 35V36H203ZM212 34V33H211ZM12 35V36H13ZM60 35V34H59ZM69 35V34H68ZM79 35V34H78ZM106 35V34H105ZM112 35V34H111ZM132 35V34H131ZM146 35H147V33H146ZM158 35H159V33H158ZM161 35H160V37H161ZM169 35V34H168ZM167 35V36H168ZM176 36V39H178L179 37H181V36ZM192 35V34H191ZM67 36V35H66ZM127 36V35H126ZM142 36V35H141ZM147 36H149V34L147 35ZM152 36H155L156 37V40H157V35H152ZM170 36V35H169ZM168 36V37H169ZM194 36V35H193ZM209 36H211V35H209ZM73 37V36H72ZM81 37V36H80ZM86 37H89V36H86ZM91 37V36H90ZM89 37V38H90ZM118 37V36H117ZM132 37V36H131ZM134 38H136L135 36H133ZM143 37V36H142ZM150 37V36H149ZM155 37H153V40H154V38ZM178 37V38H177ZM188 37V36H187ZM28 38V37H27ZM99 38H101V37H99ZM124 38V37H123ZM140 38V37H139ZM145 38H146V36H145ZM151 38V37H150ZM167 38V37H166ZM165 38V39H166ZM171 38H173V42L174 41H176L177 42V40L175 39V35H174V37H172L171 36ZM183 38H185V37H183ZM195 38H196V36H195ZM201 38V37H200ZM203 38H201L202 39V42H203ZM76 39V38H75ZM133 39V38H132ZM148 39V38H147ZM159 39V38H158ZM167 39H170V38H167ZM167 39H166V41H167ZM175 39V40H174ZM191 39V38H190ZM200 39V40H201ZM206 38H204V40H205ZM207 39H208V37H207ZM208 39V40H209ZM64 40V39H63ZM84 40V39H83ZM111 40V39H110ZM121 41H122V39H120ZM150 41H151V39H149ZM162 40V41H163ZM179 40H182V37H181V39H179ZM184 40H187V38L186 39H183V41ZM199 39H198V41H200ZM34 41V40H33ZM38 41V40H37ZM75 41V40H74ZM86 41V40H85ZM124 41V40H123ZM141 41V40H140ZM143 41V40H142ZM141 41V42H142ZM170 41V40H169ZM191 41H192V39H191ZM197 41V42H198ZM29 42H30V40H29ZM36 42V41H35ZM35 42H34V44H35ZM56 42V41H55ZM90 42V41H89ZM88 42V43H89ZM95 42V41H94ZM100 42V41H99ZM126 42H128V41H126ZM125 42V43H126ZM135 42H139V40H136ZM140 42V43H141ZM146 42V41H145ZM158 42V41H157ZM176 42L175 43H173V44H175L177 47L179 46V45H182L181 43L179 44V45H177L176 44ZM178 42H181V41H178ZM196 42V41H195ZM197 42H196V44H197ZM201 42V41H200ZM200 43V44H205V42H203V43ZM40 43V42H39ZM76 43V42H75ZM84 43V42H83ZM91 43H93V42H91ZM139 43V44H140ZM143 43H144V41H143ZM147 43V42H146ZM148 43H149V41H148ZM184 43V42H183ZM191 44H192V42H190ZM193 43H194V40H193ZM66 44H68V43H66ZM74 44V43H73ZM87 44V43H86ZM98 44V43H97ZM110 44V43H109ZM115 44V43H114ZM118 44V43H117ZM134 44V43H133ZM145 44V43H144ZM166 44V43H165ZM169 44H170V42H169ZM168 43H167V45H169ZM189 44V43H188ZM33 45V44H32ZM36 45V44H35ZM42 45V44H41ZM78 45V44H77ZM76 45V46H77ZM81 45V44H80ZM85 45V44H84ZM94 45V44H93ZM92 45V46H93ZM137 45H138V43H137ZM143 45V44H142ZM142 45H141V47H139V48H142V50H143V47H142ZM166 45V46H167ZM171 45V44H170ZM184 45H186V44H184ZM43 46V45H42ZM48 46V45H47ZM114 46V45H113ZM117 46V45H116ZM121 46V45H120ZM120 46H118V47H120ZM123 46H124V44H123ZM126 46V45H125ZM143 46H145V45H143ZM159 46V45H158ZM171 46H173V45H171ZM188 46V45H187ZM190 46V45H189ZM192 46H193V44H192ZM197 45H195V47H196ZM203 46V45H202ZM49 47V46H48ZM72 47H73V45H72ZM91 47V46H90ZM96 47H97V45H96ZM104 47H105V45H104ZM130 47H132V46H130ZM157 47V46H156ZM168 47V46H167ZM173 47H175V46H173ZM183 47V46H182ZM194 47V48H195ZM201 47V46H200ZM3 48V47H2ZM6 48V52H8L9 50ZM11 48V49H12ZM40 48V47H39ZM101 48V47H100ZM103 48V47H102ZM138 48V47H137ZM171 48V47H170ZM179 48H181V46H179ZM185 48H187L186 46H185ZM193 48V49H194ZM47 49V48H46ZM50 49V48H49ZM64 49H66V48H64ZM120 49V48H119ZM123 49V48H122ZM121 49V50H122ZM126 49V48H125ZM133 49H135V48H133ZM163 49V48H162ZM172 49V48H171ZM183 49L184 48H181V50L182 51H177V52H183ZM189 49H191V47H189ZM189 49H188V51H189ZM2 50H4V49H2ZM93 50V49H92ZM94 50H95V48H94ZM105 50V49H104ZM117 51H118V49H116ZM124 50V49H123ZM129 50V49H128ZM141 50V51H142ZM143 50V51H144ZM195 50V49H194ZM199 50V51H198ZM11 51V50H10ZM9 51V52H10ZM13 51V50H12ZM19 51V52H20ZM54 51V50H53ZM64 51V50H63ZM75 51H76V48H75ZM107 51V50H106ZM126 51V50H125ZM139 51V50H138ZM140 51V52H141ZM152 51V52H151ZM163 51V52H162ZM184 51H185V49H184ZM187 51V50H186ZM185 51V52H186ZM191 51V50H190ZM16 52V51H15ZM58 52V51H57ZM92 52V51H91ZM108 52V51H107ZM136 52L137 51H134V53L136 54ZM185 52H184V54H185ZM192 52V51H191ZM191 52L189 53V56L191 55L192 56V54H191ZM12 53V52H11ZM10 53V54H11ZM14 53V52H13ZM21 53V54H22ZM51 53V52H50ZM99 53V52H98ZM132 53V52H131ZM133 53V54H134ZM145 53H146V55L148 56L147 58H149V61L148 62H150L149 64V68L148 67H143V65H142V63L143 62H146L145 61V58H144V56H145ZM175 53V52H174ZM9 54V53H8ZM87 54V53H86ZM109 54V53H108ZM113 54H115V53H113ZM134 54V55H135ZM169 54H170V52H169ZM173 54V53H172ZM171 54V55H172ZM187 54V53H186ZM206 54V56H205V58H202L203 57V55H205ZM78 55V54H77ZM111 55V54H110ZM122 55V54H121ZM125 55V54H124ZM137 55V54H136ZM135 55V56H136ZM13 56H15V55H13ZM108 56V55H107ZM115 56H118L117 54H115ZM139 56V55H138ZM173 56H175V58L177 57V55H175V54H173L172 55V57ZM20 58H23V56L22 57H20ZM84 58V57H83ZM118 58V57H117ZM189 58V57H188ZM65 59H67V58H65ZM64 59V60H65ZM103 59V58H102ZM135 59V58H134ZM133 59V60H134ZM25 60V59H24ZM75 60H77V59H75ZM94 60V59H93ZM98 60H101V59H98ZM168 60V61H167ZM0 61H2V59H0ZM22 61V60H21ZM69 61V60H68ZM67 61V62H68ZM111 61V60H110ZM178 61H179V58H178ZM65 64H64V63ZM70 62V61H69ZM88 62V61H87ZM96 62H97V60H96ZM95 62V64H98V62L96 63ZM102 63H103V60L101 61ZM115 62V63H114ZM133 62V61H132ZM134 62H135V60H134ZM134 62L133 63H131V64H134ZM82 63V62H81ZM107 63V62H106ZM105 63V64H106ZM130 63V62H129ZM128 63V64H129ZM73 64H74V62H73ZM78 64V63H77ZM101 63H99V65H100ZM125 64L126 65H128L127 64V62H125ZM145 64V63H144ZM175 64V63H174ZM179 65H180V62L178 63ZM146 65V64H145ZM148 65V64H147ZM154 65H156V66H158L157 68H159L160 66L162 67L160 70H161V76L159 77V75H158V77H156V76H154L153 77V75L155 74H152V76H150L151 75V73H153V72H149L148 70L150 69V71L152 70V67L154 66ZM87 66V65H86ZM94 66V65H93ZM101 66H103L102 64H101ZM100 66V67H101ZM133 66V67H134ZM156 66H155V68H156ZM95 67H97L96 65H95ZM127 67V66H126ZM189 67V68H188ZM90 68H92L91 67V65H90ZM106 68V67H105ZM104 68V69H105ZM124 68V67H123ZM128 68V67H127ZM154 68V67H153ZM156 68V69H157ZM21 69H23V68H21ZM87 69V68H86ZM98 69V68H97ZM97 69H96V71H97ZM103 69V70H104ZM107 69V68H106ZM126 69V68H125ZM124 69V70H125ZM156 69H155V71H156ZM177 69H178V67H177ZM179 69H181L180 67H179ZM123 70V71H124ZM154 70V69H153ZM158 70V69H157ZM160 70H158V72H156V74L157 73H159V71ZM163 70V71H162ZM31 71V72H32ZM125 71H127V69L125 70ZM137 71H138V73H137ZM154 71V72H155ZM98 72V71H97ZM110 72L108 73V74H110ZM105 73V72H104ZM28 74V73H27ZM106 75H107V73H105ZM117 75V76H116ZM177 75H178V77H177ZM113 76V79H115L114 78V75H111V77ZM129 76H131L130 74H129ZM34 78V79H33ZM65 78V79H64ZM157 78V79H156ZM112 79V78H111ZM224 79V80H223ZM177 81H176V83H177ZM181 81V82H182ZM109 82H112V83H109ZM128 81H126V83H127ZM174 82V81H173ZM180 82V83H181ZM185 82V83H186ZM227 82V83H228ZM52 83V82H51ZM129 83V84H130ZM172 83V82H171ZM174 84V83H173ZM147 87H146V86ZM181 85V84H180ZM186 85V84H185ZM194 85V86H195ZM46 86V87H45ZM86 88H85V87ZM152 86V87H153ZM174 87H175V84L173 85ZM172 86V87H173ZM187 86V85H186ZM190 86V85H189ZM222 86H223V84H222ZM225 86H227V85H225ZM225 86H223V87H225ZM81 87H82V85H81ZM146 87V88H145ZM171 87V86H170ZM177 87H180V86H176V88ZM181 87H182V85H181ZM180 87V88H181ZM55 88V87H54ZM76 88H77V86H76ZM167 88V87H166ZM165 87L163 88V89H166ZM184 89H185V87H183ZM183 88H181V89H183ZM189 88H192V87H189ZM194 88V87H193ZM137 89V91L135 92V90ZM152 89V88H151ZM155 89V88H154ZM169 86H168V92H169ZM174 89V88H173ZM172 89V90H173ZM178 89V88H177ZM180 89V90H181ZM188 89V87L186 88V90ZM79 90H81V88L79 89ZM176 90V89H175ZM192 90V89H191ZM82 91V90H81ZM89 91V90H88ZM177 91V90H176ZM185 91V90H184ZM194 91V90H193ZM229 91V88L227 89V92ZM68 92H70V91H68ZM84 92L82 93V94H84ZM90 92H88L89 94H90ZM97 92V93H96ZM130 92H135V95L134 94H132V93H130ZM178 92H179V89H178ZM197 92V91H196ZM226 92V93H227ZM79 93V92H78ZM81 93V92H80ZM85 93H87V92H85ZM100 93V94H99ZM136 93L139 95H136ZM183 93V92H182ZM72 94V93H71ZM88 94V95H89ZM92 94V93H91ZM158 94H161V95H158ZM166 94V95H165ZM62 95V94H61ZM78 95V94H77ZM87 95V94H86ZM85 95V96H86ZM147 95H150V96H153L154 98H147L148 96ZM80 96V95H79ZM90 97H91V95H89ZM93 96V95H92ZM96 97V96H95ZM85 98V97H84ZM86 98H88V96L86 97ZM92 98V100H93V98H94V96L93 97H91ZM100 98V97H99ZM98 98V99H99ZM103 98V97H102ZM97 99V98H96ZM96 99H95V102H97L98 103V101H96ZM89 100H91L90 98H89ZM91 100V101H92ZM159 100V101H158ZM90 101V102H91ZM100 101V100H99ZM106 101V100H105ZM62 102H64L65 103V105H63L62 104ZM84 102V101H83ZM86 102V101H85ZM87 102H88V100H87ZM94 102V101H93ZM102 103H103V101H101ZM96 103V104H97ZM94 104V103H93ZM93 104H91V105H93ZM100 104V103H99ZM107 104V105H108ZM103 105V104H102ZM102 105H101V107H102ZM106 105V104H105ZM105 105H103V106H105ZM173 105H175V103H173ZM246 105H248L249 106V104H246ZM246 105H245V107H246ZM114 106V105H113ZM116 106H114V107H116ZM90 107V106H89ZM98 107V106H97ZM100 107V106H99ZM99 107H98V113H100L99 112ZM108 106H106V108H107ZM116 107V108H117ZM179 107V106H178ZM257 109H251V110H247L246 111V113L248 112L249 114H251L252 113V111H253V114H252V116H250V118H251V121L253 122V120H255L256 122H258V121H260L261 120V118H262V115L264 114V106L261 108L260 106H259V104H257ZM24 108V107H23ZM108 108H110V106L108 107ZM182 108V107H181ZM240 108H241V106H240ZM28 109V108H27ZM94 109V108H93ZM104 109H105V107H104ZM111 109V108H110ZM129 109V110H128ZM95 110V109H94ZM102 110V109H101ZM106 110H108L109 111V109H106ZM112 110H114L113 109V107H112ZM116 110V109H115ZM119 110V111H120ZM130 110V111H131ZM246 110V109H245ZM257 110V111H256ZM105 111V110H104ZM118 111V109H117V112H119ZM124 111L122 112V113H124ZM167 111V112H166ZM244 111V110H243ZM242 111V112H243ZM96 113V112H95ZM102 113V112H101ZM106 113V112H105ZM111 113V115H112V112H110L109 111V114ZM124 113V114H125ZM133 113V114H134ZM245 113V114H246ZM246 114V116H244V119H246V118H248L249 117V114ZM84 114H85V116H84ZM113 114H115L114 112H113ZM120 114V113H119ZM129 114H131V112H129ZM180 114H182L183 115V113L181 112ZM110 115V116H111ZM116 115V114H115ZM115 115H113V116H115ZM127 115V114H126ZM125 115V116H126ZM244 115V114H243ZM105 117L107 116L106 114L104 115ZM118 116V115H117ZM139 116V115H138ZM232 116V115H231ZM230 116V117H231ZM98 117V116H97ZM108 117V116H107ZM118 117H120V115L118 116ZM127 117V116H126ZM125 117V118H126ZM129 117V116H128ZM134 117V116H133ZM139 117H141V116H139ZM145 117V118H144ZM229 117V118H230ZM111 118H113V117H111ZM120 118H122V116L120 117ZM132 118V117H131ZM138 118V117H137ZM144 118V119H143ZM228 118V119H229ZM107 119H109V118H107ZM106 119V120H107ZM117 119V118H116ZM141 119V118H140ZM231 120H233L234 121V118H230ZM103 120H105V119H103ZM119 120V119H118ZM121 120V119H120ZM126 120V119H125ZM131 120V119H130ZM196 120V119H195ZM238 120V119H237ZM236 120V121H237ZM113 121H114V119H113ZM123 121V120H122ZM134 121V120H133ZM138 121H139V119H138ZM137 121V122H138ZM106 122V121H105ZM108 122H110V121H108ZM125 122V121H124ZM134 122H136V121H134ZM141 122V121H140ZM139 122V123H140ZM144 122H146V121H144ZM131 123V122H130ZM143 123V122H142ZM229 123H231V125L233 126V131L232 132H234V134H235V136H236V134H238V133H240L239 135H240V139L242 140L241 141V143H243V141H245L246 142V140H251V138H252V140H253V137L249 134L251 131H254V129L256 130V127H254L255 125L254 124H250V125H252V126H248V127H246V128H244L243 130H241L240 129V127H242L241 125H238V122L236 123V122H230V120H229ZM260 123H262V122H260ZM114 124V123H113ZM126 124V123H125ZM144 124V123H143ZM227 124H228V122H227ZM242 124V123H241ZM263 124H264V121H263ZM127 125V124H126ZM139 125H142V124H139ZM147 126H150L149 124H146ZM152 126V125H151ZM150 126V127H151ZM246 126V125H245ZM56 127V128H57ZM135 127V126H134ZM139 127V126H138ZM144 127H145V124H144ZM154 127V126H153ZM157 127V126H156ZM159 127H157V128H159ZM161 127V128H162ZM260 127L261 128H259V130L261 131V135H263V137H264V125H262V124H260ZM155 128V127H154ZM222 128V127H221ZM227 128H229V127H227ZM258 128V127H257ZM53 129V128H52ZM116 129H118V128H116ZM143 129V128H142ZM147 129H149V128H147ZM156 129V128H155ZM154 129V130H155ZM166 129V127L165 128H163V129H160V132L163 130H165ZM224 129V128H223ZM231 129V128H230ZM54 130V129H53ZM135 130V129H134ZM141 130V129H140ZM151 130V129H150ZM153 130V131H154ZM159 130V129H158ZM171 130V129H170ZM218 130H220V129H218ZM222 130V129H221ZM114 131V130H113ZM156 131V130H155ZM154 131V132H155ZM173 131H172V133L171 134H173ZM205 131H206V135H205ZM207 131L209 132L208 133V135H207ZM256 131H258V130H256ZM126 132V131H125ZM130 132H131V130H130ZM143 132H145V131H143ZM150 132V131H149ZM159 132V131H158ZM166 132V131H165ZM224 132V131H223ZM222 132V133H223ZM231 132V133H232ZM138 134H140L139 132H137ZM167 133V132H166ZM253 132H251V134H252ZM259 133V132H258ZM127 134V133H126ZM142 134H144V133H142ZM141 134V135H142ZM150 134H153V132H151ZM156 134V133H155ZM162 134H164V133H162ZM177 134V135H176ZM226 134H227V130H226ZM133 135H134V133H133ZM146 135H147V133H146ZM167 135H170V134H167ZM166 134H165V136H167ZM215 135H217V136H215ZM228 135V134H227ZM238 135V136H239ZM256 135V134H255ZM132 136V135H131ZM164 136V135H163ZM230 136V135H229ZM228 136V137H229ZM231 136H233V134L231 135ZM237 136V137H238ZM254 136V135H253ZM99 137H101V139H99ZM169 137V136H168ZM219 137H220V140H218L219 139ZM236 137V138H237ZM242 137V138H241ZM262 137V140L264 139ZM135 138V137H134ZM137 138V137H136ZM149 139H150V137H148ZM148 138H147V140H148ZM154 138V137H153ZM159 138V137H158ZM170 138V137H169ZM225 138V137H224ZM235 138V137H234ZM141 139V138H140ZM223 139V138H222ZM227 139V138H226ZM225 139V140H226ZM258 139V138H257ZM170 139H168V141H166V142H164V143H162V144H164V145H167L170 141H172V138H171V140L169 141ZM237 140V139H236ZM258 140H260V141H262L261 140V138L259 137V139ZM140 141V140H139ZM142 142H144V140H141ZM151 141V140H150ZM162 141V140H161ZM231 141V140H230ZM235 141V140H234ZM148 142H149V140H148ZM238 142V141H237ZM237 142H236V144H237ZM259 142V141H258ZM262 142H264V141H262ZM171 143V142H170ZM173 143V142H172ZM171 143V144H172ZM232 143H233V141H232ZM240 143V144H241ZM252 143V142H251ZM257 143V142H256ZM231 144V143H230ZM229 144V145H230ZM235 144V145H236ZM239 143L237 144V145H240ZM243 144H245V143H243ZM253 145H254V142L252 143ZM259 144H261L260 142H259ZM174 145V144H173ZM256 145V144H255ZM257 145H258V143H257ZM104 146L108 149L107 150V152L110 150L112 153H113V158H111L110 157V155H109V157H107L106 156V154L104 155L103 154V151H104ZM246 146H248V145H246ZM264 147V143H262L261 145H260V147ZM170 147H171V145H170ZM174 147H176V146H174ZM230 147V146H229ZM256 147V146H255ZM233 148V147H232ZM236 147L234 146V149H235ZM238 148V147H237ZM242 148H243V145H242V147L241 148H239V149H241L240 151H243L242 150ZM254 148V147H253ZM157 149V150H156ZM260 149V148H259ZM114 150V151H113ZM246 150V149H245ZM236 151V150H235ZM200 152H202V153H204V152H211V153H215L216 152V154L219 156V158H220V160H218L217 161V159H215V160H213V161H208V157H206L207 156V154H206V156H204V155H200L201 153ZM221 152V153H222ZM232 152L234 153V151L232 150ZM251 152V153H250ZM211 153H210V155H211ZM226 153H229V154H231L232 156H233V159H231L230 160V158L229 159H227V157L229 156H227V154ZM236 153H237V151H236ZM247 153V154H246ZM193 154V155H194ZM213 155H215V154H213ZM230 155V156H231ZM229 156V157H230ZM231 156V157H232ZM244 156H246L247 158H248V160H244L246 157H244ZM217 157V156H216ZM241 157H243V158H241ZM209 158H211V157H209ZM235 158H237V161H238V164H236L235 163V161H236V159ZM261 158H262V162H261ZM174 159V158H173ZM259 159H260V162H259ZM125 160V159H124ZM151 160V161H152ZM235 160V161H234ZM236 161V162H237ZM215 162V163H214ZM145 163H147V162H144V164ZM149 163V162H148ZM167 163V164H166ZM245 165V167H243ZM238 166H239V168L241 167H243L241 170H239L238 169ZM130 168V167H129ZM147 169V168H146ZM256 170V171H255ZM127 172H131V171H127ZM260 172V173H261ZM263 175V174H262ZM147 176L150 178V175H148L147 174ZM259 176H261V175H259ZM264 176V175H263ZM256 178V177H255ZM152 179H153V177H152ZM254 179V178H253ZM256 180V179H255ZM122 181L121 182H119V184H117V183H115V186L114 187H116V189H117V187H119V188H121V187H123V185H122ZM151 183V182H150ZM127 186V185H126ZM190 197H192L191 195H188V194H185L184 196H182L177 202H173L172 203V207H171V214H173L174 213V215L172 216H170L171 217V219H169V220H167V224L170 226V227H173V231H181L180 229H179V225H180V223H182V224H190V225H193L194 227L196 226V224L197 223H203V226L205 227V226H208V225H211L210 223H205V222H207V221H210V220H212V218H215V222H214V226L213 227H207V228H204L202 231L203 232H201L200 234H198V235H196V233L195 232H190V233H188V234H185V235H183V237H184V240H188L187 241V243L186 242H184V241H180L179 242V244H176V246L174 247H172V249L173 250H176V251H178V252H183L182 254H180L181 255V263L180 264H186V260H187V256L188 255H198L197 257L199 258V256L200 257H204V254H203V249H204V245H203V241H205V240H207V239H211V237L212 236H217V234H218V232H219V229H218V226H219V224H221V223H225V221L226 222H231V221H237L238 222V220L239 219H236L235 218V215L231 212V213H222V214H220V216H219V214L218 213H216L215 211H213L212 212V214H210V213H208V215L211 217V219H207L204 215H203V213H202V211L200 210H197V207L195 206V202H194V200L193 199H191ZM117 209H118V211L120 210V206L119 207H117ZM259 224H258V223ZM239 223V225L241 224L240 223V221L238 222ZM253 223H256L258 226H260V228H259V230L258 229H255V228H253V227H251L252 225H253ZM175 226H177V228L179 229V230H177V229H174L175 228ZM134 230H131V233L129 234L130 235V237L132 238L133 237V239L135 240V242H136V246L138 247V249L140 250V248L143 250V248H144V243H142V241H141V238L140 237H138V233L137 232H133ZM180 233H182V232H180ZM183 234V233H182ZM132 235V236H131ZM140 252V251H139ZM142 252V251H141ZM143 255V254H142ZM142 255H139V253L138 252H136L135 253V256H136V258L138 259H140V261L141 260H143V259H141V258H143L142 257ZM150 255H151V253L149 254V256L147 255V261H146V263H148V264H156L157 262H156V260H157V258L156 257H153V259H151L150 258ZM213 257V256H212ZM167 260V258H166V256L165 257H163V259H159V261H164V260ZM142 264H145V263H142ZM173 264H179V261H174L173 262ZM215 264H219L218 262H216Z\"/></svg>",
    "mask_w": 264,
    "mask_h": 264
},
{
    "label": "water",
    "instance_id": "water-1",
    "mask_svg": "<svg viewBox=\"0 0 264 264\" xmlns=\"http://www.w3.org/2000/svg\"><path fill=\"white\" fill-rule=\"evenodd\" d=\"M27 108L29 107H24V109L28 110ZM31 113L41 127L50 134L48 140L49 143H52L54 151L61 155L70 154L74 156L75 162H73L75 165L78 164L80 173L86 175L85 182L93 184L89 188L85 186L87 191L83 193V196H86V201L94 202L91 209V216L93 215L94 217L93 234L102 245V247L98 248L102 256L109 257L112 261L111 264H128L130 260H133V257H136L135 253L140 251L133 237L131 238L129 235L131 230H135L138 235L139 233L142 234L140 238L144 242V248L141 252L143 255L139 252L143 257L141 258L143 260L140 262H146L148 259L147 255L149 256L150 253L152 254L158 250L151 248V235L149 231L153 232L152 235L155 238L153 243L156 247H159L158 239L155 237V233L161 234V231L158 230L159 225L157 221L154 222L155 225L153 227L150 223L148 226L147 216L144 214V217L136 209L132 201L134 198L127 199L119 194L120 192H117L116 187H114L115 183L110 179L109 171L101 169V164L94 158L95 156L92 152H88V150L82 148L81 144L69 139L46 116L40 118L34 112ZM117 194H119L120 202L119 211L117 209L118 204L114 202ZM126 223H130V226H127ZM218 229L217 236H212L211 239L203 241L204 257L199 256L198 258V255H188L186 264H215L216 262L219 264H231L233 250L230 251V247L232 246L230 241L233 237H236L238 242L235 245L240 244L238 248L244 247L247 240V232L243 225H239L234 220L219 224ZM170 255L168 252L167 257L169 256V258L167 261H157L156 264H170Z\"/></svg>",
    "mask_w": 264,
    "mask_h": 264
}]
</instances>
